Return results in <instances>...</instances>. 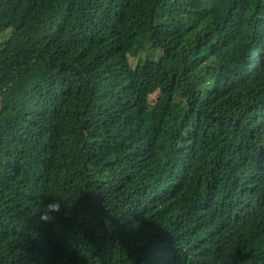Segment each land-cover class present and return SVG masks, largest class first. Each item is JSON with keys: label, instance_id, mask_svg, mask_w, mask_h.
I'll use <instances>...</instances> for the list:
<instances>
[{"label": "trees", "instance_id": "obj_1", "mask_svg": "<svg viewBox=\"0 0 264 264\" xmlns=\"http://www.w3.org/2000/svg\"><path fill=\"white\" fill-rule=\"evenodd\" d=\"M7 30L0 264H264V0H0Z\"/></svg>", "mask_w": 264, "mask_h": 264}, {"label": "clouds", "instance_id": "obj_2", "mask_svg": "<svg viewBox=\"0 0 264 264\" xmlns=\"http://www.w3.org/2000/svg\"><path fill=\"white\" fill-rule=\"evenodd\" d=\"M62 202L59 200H51L45 206V211H43L40 215V221L43 223H52L55 221L56 216L54 214H58L61 211Z\"/></svg>", "mask_w": 264, "mask_h": 264}, {"label": "rangeland", "instance_id": "obj_3", "mask_svg": "<svg viewBox=\"0 0 264 264\" xmlns=\"http://www.w3.org/2000/svg\"><path fill=\"white\" fill-rule=\"evenodd\" d=\"M11 32L12 30H7L4 33H0V44H3L9 39Z\"/></svg>", "mask_w": 264, "mask_h": 264}]
</instances>
